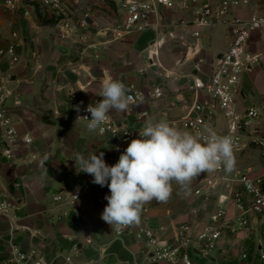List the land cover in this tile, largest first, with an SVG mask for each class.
<instances>
[{
  "label": "crops",
  "instance_id": "0c3cea01",
  "mask_svg": "<svg viewBox=\"0 0 264 264\" xmlns=\"http://www.w3.org/2000/svg\"><path fill=\"white\" fill-rule=\"evenodd\" d=\"M67 1L76 18L89 21L72 39H62L55 24L39 14L26 18L10 13L0 3V42L6 45L14 30L21 33L20 63L10 69L0 59L1 70L11 74L13 93L7 103L21 138L28 135L33 139L28 146L21 141L13 158L0 155V200H7L11 208L6 216L0 215V264L13 245L37 248L53 264H64L70 255L76 264H165L148 260L145 241L133 235L118 237L114 226L101 219L108 204L104 197L111 195L107 186L88 193L75 207L54 201L55 195L77 184L81 168L72 160L75 155L87 157L105 147V138L97 130L89 132L88 122L77 121L74 114L80 103L103 99V82L112 78L122 82L127 93L132 86L147 95L157 86L165 93L158 99L148 97L138 106V111L150 114L142 121L127 116L126 111L113 110L114 119L136 126L182 116L195 100L193 75L207 77L213 72L229 49L233 32L223 23L197 24L199 8L211 0L160 5L158 29L123 37L118 36L117 28L124 19L125 0ZM240 1L233 10L237 17L248 20L264 13V0ZM247 51L258 55L259 61L242 75L236 111L243 115L252 106L260 109L257 123L264 133V28L251 33ZM72 92L79 96L78 102H70ZM215 125L224 129L223 117ZM235 158L232 172L260 165L259 151L253 147ZM98 195L103 203L95 202ZM191 196L179 212L153 207L140 218L146 216L162 239L173 242L178 225L209 216L210 211L202 219L197 216ZM228 216L233 230L224 232L209 258L195 255L194 264H264V223L250 214L247 224L241 225L233 204Z\"/></svg>",
  "mask_w": 264,
  "mask_h": 264
},
{
  "label": "built area",
  "instance_id": "2783aa9c",
  "mask_svg": "<svg viewBox=\"0 0 264 264\" xmlns=\"http://www.w3.org/2000/svg\"><path fill=\"white\" fill-rule=\"evenodd\" d=\"M196 0H184L185 5ZM2 6L13 14H21L26 18L39 14L44 19L51 20L57 27L62 39H72L77 36L81 28L89 25L87 17L76 18L67 0H0ZM241 3L240 0H211L199 8L196 22L200 27L215 24H225L233 32L234 39L222 59L217 62L213 72L207 77L193 75L191 90L195 92V100L189 111L175 118L157 119L169 122L182 130L192 133L206 134L207 128H212L220 135H231L234 142V155H240L248 147L259 151L260 165H251L244 170L225 172L222 168L210 172L204 185L196 189V195H210L215 192L214 208L205 220L185 222L175 228V240L170 242L162 239L158 229L147 222L146 216L140 218L139 223L122 226L115 229L118 237L133 235L145 241L147 245V258L153 263L165 264H194V256L199 255L209 258L219 246L225 231L233 230L229 218L230 204L239 212L238 221L246 225L248 216L253 214L264 223V133L260 131L257 120L261 114L256 106L250 107L243 115L236 111V99L240 93L242 75L259 61L258 55L248 54L247 47L250 35L257 29L264 28V13L253 16L251 19H241L234 15V7ZM124 19L117 28L119 37L128 33H142L155 30L159 27V6L174 7L175 0H125L123 2ZM199 35V32L195 33ZM21 33L14 30L6 45L0 42V59H5L9 68L21 61L19 54ZM157 56L158 54L155 53ZM152 65L157 63L153 57ZM196 70H200L198 66ZM167 74V73H166ZM167 77L169 75L167 74ZM11 74L5 73L0 68V155L7 158L15 157V148L21 141L27 146L33 141L32 137L25 135L21 138L17 129L11 107L7 101L13 90L9 87ZM131 97L127 116H135L139 121L149 117V112L138 111V106L147 98H161L165 95L164 89L155 87L148 95L131 87L127 93ZM78 102L79 96L72 92L70 102ZM96 102L80 103L74 118L87 116L91 113L86 109L89 104ZM79 109V110H78ZM223 117L225 128L219 129L215 121ZM80 122H88L79 119ZM149 123L131 126L120 122L109 113L108 121L103 124L102 131L97 132L105 138V147L98 151L104 152L105 162L112 166L119 160L120 155L133 139H138L139 131ZM93 176L81 172L77 184L62 193L54 196L56 203H64L75 207L88 193L97 190L100 185L93 184ZM100 194V193H99ZM96 203H103L104 198L98 195ZM7 200H0V215L6 216L10 212ZM146 213V212H145ZM144 213V214H145ZM14 228V219L11 221ZM75 249L77 247L75 246ZM248 257L247 254L243 255ZM264 259V253L262 254ZM2 264H53L49 262L37 248L25 250L18 245H13L9 257ZM64 264H76L72 255L67 256ZM257 264V263H252Z\"/></svg>",
  "mask_w": 264,
  "mask_h": 264
},
{
  "label": "clouds",
  "instance_id": "9594fccd",
  "mask_svg": "<svg viewBox=\"0 0 264 264\" xmlns=\"http://www.w3.org/2000/svg\"><path fill=\"white\" fill-rule=\"evenodd\" d=\"M127 91L122 82L106 79L100 93L102 101L89 104L86 109L91 119L78 116L77 120L88 121L89 132L102 131L110 112L129 109L131 97ZM205 132L192 133L160 120L142 128L140 138L129 143L113 166L105 162L104 152L87 157L77 153L72 160L79 164L81 172L94 177L93 184L109 188L111 195L104 197L108 204L101 219L119 230L139 223L145 203L166 202L172 195L173 183L180 185L187 195L189 185L201 173L221 168L228 173L234 170L232 136L220 135L210 127ZM46 161H42V166Z\"/></svg>",
  "mask_w": 264,
  "mask_h": 264
},
{
  "label": "rangeland",
  "instance_id": "374dc122",
  "mask_svg": "<svg viewBox=\"0 0 264 264\" xmlns=\"http://www.w3.org/2000/svg\"><path fill=\"white\" fill-rule=\"evenodd\" d=\"M4 72L7 74V72L4 70ZM9 73V72H8ZM208 173H201L197 178H194L191 184L189 185L188 188V194H184V190L181 189L180 185L173 183L172 188V195L171 197L166 201V202H158L156 200H153L151 202L145 203L143 205L141 213L148 214L149 210L152 209L153 207L156 208H173L179 212V207L183 205V203L187 201V196L192 195V199L195 204H197V216L202 219L205 216V213L213 210L214 208V201L216 194L215 192H212L210 195L204 194V195H196L195 191L202 185H204L205 180L207 179ZM159 206V207H157ZM187 222V221H186Z\"/></svg>",
  "mask_w": 264,
  "mask_h": 264
},
{
  "label": "trees",
  "instance_id": "16d2710c",
  "mask_svg": "<svg viewBox=\"0 0 264 264\" xmlns=\"http://www.w3.org/2000/svg\"><path fill=\"white\" fill-rule=\"evenodd\" d=\"M46 22H51V20L45 19Z\"/></svg>",
  "mask_w": 264,
  "mask_h": 264
},
{
  "label": "water",
  "instance_id": "95a60500",
  "mask_svg": "<svg viewBox=\"0 0 264 264\" xmlns=\"http://www.w3.org/2000/svg\"><path fill=\"white\" fill-rule=\"evenodd\" d=\"M102 101V99H98L97 102Z\"/></svg>",
  "mask_w": 264,
  "mask_h": 264
}]
</instances>
